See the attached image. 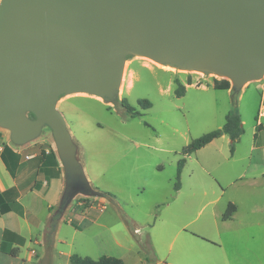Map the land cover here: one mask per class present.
<instances>
[{
  "label": "rangeland",
  "instance_id": "obj_1",
  "mask_svg": "<svg viewBox=\"0 0 264 264\" xmlns=\"http://www.w3.org/2000/svg\"><path fill=\"white\" fill-rule=\"evenodd\" d=\"M225 80L229 81L130 56L114 102L85 93H71L58 101L57 108L79 147V159L92 187L111 202L79 194L64 210L60 199L52 206L50 230H59L52 250L56 264H69L72 254L95 260L112 256L124 264H155L159 257L156 250L164 248L158 220H166L168 228L192 221L191 231L213 216L224 231L218 230L219 237L209 235L216 241L206 239L200 254L221 264L264 260V185L254 199L251 183L236 182L241 174L247 179L258 176L250 158L256 129L264 126V76L247 83L239 98L215 89ZM177 81L186 87L182 97L175 94ZM124 100L142 115L133 118ZM141 100H149L152 107L142 110ZM231 114L239 115L243 122L244 133L236 142L223 136L192 155H183L194 139L222 128ZM34 155V160H45L53 172L57 168L64 184L49 128L17 147L11 132L0 127V156L5 157L9 170ZM182 159V189L177 193ZM229 202L239 206V213L224 224L222 217ZM27 255L25 250L20 253ZM52 256L34 264H52Z\"/></svg>",
  "mask_w": 264,
  "mask_h": 264
},
{
  "label": "water",
  "instance_id": "obj_2",
  "mask_svg": "<svg viewBox=\"0 0 264 264\" xmlns=\"http://www.w3.org/2000/svg\"><path fill=\"white\" fill-rule=\"evenodd\" d=\"M130 56L227 79L237 96L264 76V0H0V127L17 147L51 130L63 210L79 194L111 199L92 187L58 101L114 102Z\"/></svg>",
  "mask_w": 264,
  "mask_h": 264
},
{
  "label": "crops",
  "instance_id": "obj_3",
  "mask_svg": "<svg viewBox=\"0 0 264 264\" xmlns=\"http://www.w3.org/2000/svg\"><path fill=\"white\" fill-rule=\"evenodd\" d=\"M246 88L237 96L233 94L231 87L224 91L231 94L233 98H239L244 94ZM259 126L251 144L252 156L250 158V165L254 172H258V176L254 175L247 179L245 174H241L236 180L240 183H251L250 195H255L254 199H257L260 187L264 185V126L263 124ZM259 131L260 133H258ZM35 156H30L31 159L28 161H19L13 176L0 156V194L11 188H16L18 192L14 200L12 198L7 202L11 206L10 211L4 212L0 202V264H34L44 261L46 257L45 235L49 224L50 210L61 198L64 184L63 178L57 173V168L53 172L47 166L48 163L44 162L45 160H41V162L34 160ZM181 189L177 193H180ZM230 203L235 206V210L227 220L222 217L224 224L235 219L239 213V206L234 202L227 204L226 211ZM157 222L161 228V240L164 248L156 250L159 257L155 264H221L199 253L201 244L206 243V239L216 241L209 235L219 237L218 230L224 231L220 229L216 216L199 224L196 228L198 230L191 231L188 230V227L192 225V221L184 225H175L173 228L172 225L168 228L166 220ZM136 230L138 231V229ZM58 231L54 235L53 247L59 240ZM262 248L264 253V247ZM14 249L17 251L16 256L10 254ZM24 250L28 252L27 257L20 256ZM52 264H56L53 256ZM257 264H264V260L259 259Z\"/></svg>",
  "mask_w": 264,
  "mask_h": 264
},
{
  "label": "trees",
  "instance_id": "obj_4",
  "mask_svg": "<svg viewBox=\"0 0 264 264\" xmlns=\"http://www.w3.org/2000/svg\"><path fill=\"white\" fill-rule=\"evenodd\" d=\"M177 89L175 90V94L178 97H182L186 93V87L179 81H177ZM216 90H229L230 89V82L229 81H222L221 83L215 85ZM123 105L126 108V111L131 114V116L134 118L136 116L142 115L136 108L128 104L126 100L123 101ZM139 106L142 110H148L152 107V103L149 100H141L139 102ZM260 126L257 128L259 130ZM244 133L243 126H242V119L237 114H231L226 117V122L224 126L220 129L211 131L209 133H206L202 135L201 137L194 139L188 146H186L183 149V155H189L197 152L198 150L206 147L208 144L213 142L215 139H218L222 137L223 135H228L232 142H236ZM9 151V149H8ZM232 151L234 152V148H232ZM233 154V153H232ZM2 160L7 166V162L4 156H2ZM185 165V159H182L178 163V170H177V183L175 186V191H179L181 188L180 185V179L182 170ZM8 168V166H7ZM9 170V168H8ZM11 175L13 176L15 174L14 170H9ZM18 192L16 188H11L2 194H0V202L2 203V208L4 212H8L11 210V206L8 205L7 202H9L10 199L14 200V198L17 196ZM111 197L110 195H108ZM235 210V206L233 204H229L227 211L223 215V219L227 220L230 218V216L233 214ZM128 225L130 223L127 221ZM53 222L50 223V225L47 228L46 235H45V245H46V257L49 258L51 249H52V243H53V236L55 232H51L50 228L52 227ZM54 233V234H53ZM52 236V240H51ZM3 248V247H2ZM13 256H16L17 251L14 249L10 253ZM69 264H124L123 260L112 257V256H102L99 259L95 260L90 257H82L78 254H72L69 257Z\"/></svg>",
  "mask_w": 264,
  "mask_h": 264
}]
</instances>
